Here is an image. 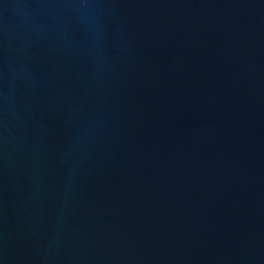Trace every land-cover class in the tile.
<instances>
[{
	"label": "water",
	"instance_id": "obj_1",
	"mask_svg": "<svg viewBox=\"0 0 264 264\" xmlns=\"http://www.w3.org/2000/svg\"><path fill=\"white\" fill-rule=\"evenodd\" d=\"M0 264H264V0H0Z\"/></svg>",
	"mask_w": 264,
	"mask_h": 264
}]
</instances>
